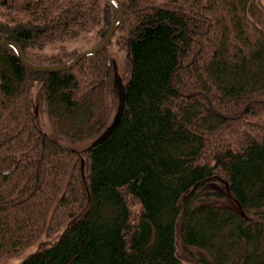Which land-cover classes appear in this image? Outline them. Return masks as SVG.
Listing matches in <instances>:
<instances>
[{
    "label": "trees",
    "instance_id": "16d2710c",
    "mask_svg": "<svg viewBox=\"0 0 264 264\" xmlns=\"http://www.w3.org/2000/svg\"><path fill=\"white\" fill-rule=\"evenodd\" d=\"M120 1L110 44L68 70H31L0 46V257L57 237L19 264H264V0ZM116 13L0 0V40L57 66L101 43ZM113 45L123 114L73 150L37 125L31 88L54 133L88 146L118 104Z\"/></svg>",
    "mask_w": 264,
    "mask_h": 264
},
{
    "label": "water",
    "instance_id": "95a60500",
    "mask_svg": "<svg viewBox=\"0 0 264 264\" xmlns=\"http://www.w3.org/2000/svg\"><path fill=\"white\" fill-rule=\"evenodd\" d=\"M109 1L116 6L117 13L114 20L110 24V27L107 31L104 40L94 47L76 53L71 59H69L67 62L63 64L57 66H47V65H38L31 63L24 57L20 49V46L12 40H0V46L12 47L15 53L17 54L18 58L20 59V61L31 70L38 72H55V71L68 70L73 66H75V64H77L78 61H80L84 56L100 52L110 44L113 34L117 26L121 22L123 16V4L120 0H109ZM113 73H114V83L118 93V104H117L116 112L110 124L103 130V132L99 136H97L94 140L91 141V143L84 149V151L90 150L96 147L97 145H99L100 143H102L113 132V130L117 126L123 114L124 105H125V85L122 81V77L118 73L117 65L114 60H113ZM80 173L82 179L84 180V160L82 158L80 160Z\"/></svg>",
    "mask_w": 264,
    "mask_h": 264
},
{
    "label": "rangeland",
    "instance_id": "374dc122",
    "mask_svg": "<svg viewBox=\"0 0 264 264\" xmlns=\"http://www.w3.org/2000/svg\"><path fill=\"white\" fill-rule=\"evenodd\" d=\"M79 42L80 40H76L72 42L70 46L72 47L74 45H77L79 44ZM109 51L111 52V55L113 56V59L116 62L118 73L122 77L125 74V68H126L125 52L118 51V49H116L114 45L110 47ZM30 99H31V110H32L34 120L37 123V125L42 129V131H44L45 133L49 135L54 136L55 139L59 143L67 147H71L73 150L80 151L87 147V142L85 140L72 141L61 135H57L56 133H54L48 121L47 114L44 109V105L39 104L38 91L35 86L31 88ZM224 193H225L224 202L227 203V205H229L231 208H234L237 211V207L235 203L233 202V200L229 197V193H227L226 190H224ZM69 223L70 221L66 222L63 225V227L60 230V233ZM55 239H57V237ZM55 239H48L46 243L44 242L43 244L42 243L33 244L27 247L26 249H24L23 251H21L19 254H16L14 256L0 257V264H19L20 262L25 260L28 256L38 251L41 247L51 245L55 241Z\"/></svg>",
    "mask_w": 264,
    "mask_h": 264
}]
</instances>
